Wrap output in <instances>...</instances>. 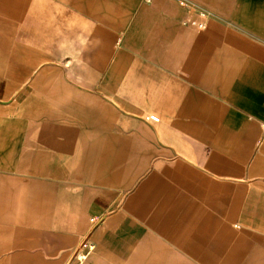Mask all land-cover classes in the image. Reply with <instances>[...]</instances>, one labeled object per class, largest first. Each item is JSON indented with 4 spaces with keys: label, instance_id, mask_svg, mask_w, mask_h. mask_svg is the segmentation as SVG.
I'll return each instance as SVG.
<instances>
[{
    "label": "crops",
    "instance_id": "1",
    "mask_svg": "<svg viewBox=\"0 0 264 264\" xmlns=\"http://www.w3.org/2000/svg\"><path fill=\"white\" fill-rule=\"evenodd\" d=\"M25 194L96 264H264V0H0V264Z\"/></svg>",
    "mask_w": 264,
    "mask_h": 264
},
{
    "label": "rangeland",
    "instance_id": "2",
    "mask_svg": "<svg viewBox=\"0 0 264 264\" xmlns=\"http://www.w3.org/2000/svg\"><path fill=\"white\" fill-rule=\"evenodd\" d=\"M125 196L126 195H122V198H124ZM72 199L73 198L69 197V200L71 202ZM37 201L40 204H44L47 202V198H39L30 194L18 196L16 202L20 204L21 210H19L18 212H12L10 213V215L14 214V219L19 218L20 220H24L26 237L32 238V236H35V241L41 240L47 241L48 243L42 244L41 249L35 248L34 250H29L28 258L17 260V262L19 264H96L97 261L92 260V257L95 256V253H97L98 250L95 238L98 231L102 228L105 222V216L110 213H104L101 216L91 215L92 219H95L96 221L95 224L91 222V216L87 215V213L82 211L67 210L66 212L59 213L58 216L62 215L68 218V221H70L69 226L70 224H72L73 226L80 227L85 222L84 226L87 230H85L86 233L85 231L81 233V231H79L80 228L78 230H76L75 228L74 230H72L71 227L68 228L67 231H65L63 228L52 230L48 229V227L46 226V221L48 220L49 214L45 212V210H41V205H38L36 207V211L31 210L32 203L35 204ZM125 221L126 220L123 217H120V224L125 223ZM53 239H56L55 244H53ZM140 239V237H137L135 238L134 242L136 240L139 241ZM116 241L119 243L118 239H116ZM104 244L106 246L112 244V238H108V242L107 238H105ZM38 245L39 244H35V246ZM90 246L93 247L92 250H90ZM57 252L64 253L66 255L64 257L66 258L55 257L54 255H57ZM37 253H42V255H44L45 257L40 259L33 257L34 254ZM81 253L87 254V258L83 261H80L78 259V256H80ZM136 263H143V261L136 260ZM121 264H128V260L122 259Z\"/></svg>",
    "mask_w": 264,
    "mask_h": 264
},
{
    "label": "built area",
    "instance_id": "3",
    "mask_svg": "<svg viewBox=\"0 0 264 264\" xmlns=\"http://www.w3.org/2000/svg\"><path fill=\"white\" fill-rule=\"evenodd\" d=\"M199 15L201 16V20H199L197 23H198V26L199 27H204V24H205V17H206V14L203 12V11H200L199 12ZM195 21V15L193 14V13H189L188 14V17L186 18V23H188V24H191V23H193ZM145 120L146 121H149V122H151V123H159V118L157 117V116H155V115H149V116H147L146 118H145ZM91 222L92 223H95L96 224V221H95V219H91ZM90 248V250H92L93 249V247L92 246H90L89 247ZM87 258V254H85V253H81V255L80 256H78V259L80 260V261H83V260H85Z\"/></svg>",
    "mask_w": 264,
    "mask_h": 264
}]
</instances>
